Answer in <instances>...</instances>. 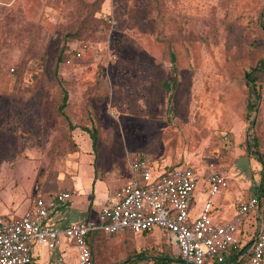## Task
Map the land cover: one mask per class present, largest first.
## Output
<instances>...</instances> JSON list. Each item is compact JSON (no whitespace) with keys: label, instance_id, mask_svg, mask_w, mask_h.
Wrapping results in <instances>:
<instances>
[{"label":"rangeland","instance_id":"obj_1","mask_svg":"<svg viewBox=\"0 0 264 264\" xmlns=\"http://www.w3.org/2000/svg\"><path fill=\"white\" fill-rule=\"evenodd\" d=\"M261 61L264 0H0V218L65 192L53 228L82 222L136 158L160 172L198 169L194 206L218 198L203 176L209 164L247 200L264 162L263 147L252 150L253 139L264 144ZM56 252L44 247L40 261ZM162 257L172 258L159 231L92 244V264Z\"/></svg>","mask_w":264,"mask_h":264},{"label":"built area","instance_id":"obj_2","mask_svg":"<svg viewBox=\"0 0 264 264\" xmlns=\"http://www.w3.org/2000/svg\"><path fill=\"white\" fill-rule=\"evenodd\" d=\"M81 51L75 53L77 58ZM129 171V180L116 189L95 218L85 222L61 230L43 225L51 212L71 198L65 192L38 197L21 216L0 219V264H32V243L56 249L63 242L74 246L77 264H92L89 237L97 233L111 237L124 231L134 235L163 232L172 264H264V168L261 193L239 202L234 219L223 225L213 222L210 200L191 219L192 195L201 179L198 169L188 166L160 172L136 158ZM203 176L209 197L227 187L225 177L212 164L205 165ZM249 215L255 219V231L234 254L241 242L239 228Z\"/></svg>","mask_w":264,"mask_h":264},{"label":"crops","instance_id":"obj_3","mask_svg":"<svg viewBox=\"0 0 264 264\" xmlns=\"http://www.w3.org/2000/svg\"><path fill=\"white\" fill-rule=\"evenodd\" d=\"M263 149H264V146H263ZM259 152H261V151H259ZM263 168H264V162L262 163L260 184L258 185L257 188H254L253 195L250 196L249 198H247V200L252 198V197H254V196H256V195H259L261 193ZM221 173L223 174V176L225 177V179L227 181V187L225 189H223L218 195H216V196H218V198H217L215 203L210 198H207V200H210V202L212 203L213 211L219 213V215H214L213 211L211 213V215L213 217V222L216 225H223V224H226L228 222H231L234 219V216H235V213H236V210H237V207H238V203L241 202V201H246V198L244 196H242L244 189L243 188L242 189L241 188H236L235 189V191L237 190L236 194H232L231 193V189L230 188L228 189V187H229V179L224 174V172L221 171ZM128 177L130 178V172L128 174ZM36 198H38V197H35L31 201V203L28 206H26L27 208L25 209V211L32 205L33 201ZM207 200H203L201 203L199 202V204H198V202H196L197 204L194 206V203H195L196 199H195L194 193H193L192 202H191V209H190L191 219H195L198 216V214H199V212H200V210L202 208L203 203L205 201H207ZM104 203H106V202H104ZM63 208H64V205L60 206L55 211L51 212L50 215L48 216V218L43 221V225L46 226L49 229L61 230V229L53 228V222H54V220L56 222L60 221V219L55 218V216H56V214H61V211H62ZM196 209H197V211H196ZM99 210L93 215L90 214L89 209L86 210L88 215L86 216V218L82 222H85V221H87L89 219L95 218L98 215ZM11 219H13V218H11ZM76 223H80V222H76ZM254 223H255V219H254L253 215H249L245 219V221L242 223V225L239 228L240 236H241L242 239L245 240V237L248 238V237L252 236L253 229H254V227H253ZM68 226H66V227H68ZM123 233L130 234L129 232H126V231H124L122 233H119V234H123ZM136 235H138V234H136ZM139 235H142V234H139ZM100 236H105V235H103L101 233H97V234L92 235V237L90 239V247H91L90 249H92V244L94 243V241H96V239H98V237H100ZM64 244H66V245H64ZM43 248L44 247H42V246H40V245H38L36 243H32V264H38L37 262H39L40 259H41V250ZM55 250L57 252L54 255L50 254V255L47 256V258L41 260L40 261L41 264H46V263H48V262H50L52 260H57V261H60V262H66V261L68 262V261H73L74 260L76 262V264H77L76 251H75L74 246L72 244L63 242ZM91 254H92V250H91Z\"/></svg>","mask_w":264,"mask_h":264},{"label":"trees","instance_id":"obj_4","mask_svg":"<svg viewBox=\"0 0 264 264\" xmlns=\"http://www.w3.org/2000/svg\"><path fill=\"white\" fill-rule=\"evenodd\" d=\"M62 57H61V55H59V57H58V59H57V63H61L62 62ZM171 60L172 61H175V56H174V53L173 52H171ZM262 70H264V61H261L260 63H259V67L258 68H256V69H254V72H256V71H262ZM246 77V80L248 81V82H250L252 85H254L255 84V78L251 75V74H248V73H246V75H245ZM164 87L166 88V89H168V85H164ZM256 96L259 98V96H258V94H256ZM66 101H67V93L66 92H64V94H63V99H62V103H61V106H60V109L61 110H63L64 108H65V106H66ZM254 108H255V104H254V102L252 101V102H250L249 103V105H248V110H249V112L250 113H252V112H254ZM88 133H89V135H90V138H91V140H92V147H93V149H95V147H96V144H97V138H96V134L94 133V132H89V131H87ZM264 146V144L263 145H261L260 143H259V141H258V139H253V153L254 154H259V151H260V149L262 148ZM0 219H2V218H0ZM5 218H3V220H4ZM91 237H92V235L89 237V246H90V239H91ZM240 240H241V242H239V245H237V249H236V251L234 252V254H237V253H239L240 251H241V249H242V247H243V245H242V241H243V239L242 238H240ZM247 243H249V242H247ZM91 248V247H90ZM92 250V249H91ZM158 263L159 264H172V261H171V259H169V258H167V257H162V258H160L159 260H158Z\"/></svg>","mask_w":264,"mask_h":264}]
</instances>
